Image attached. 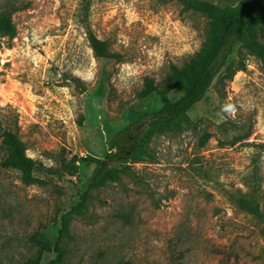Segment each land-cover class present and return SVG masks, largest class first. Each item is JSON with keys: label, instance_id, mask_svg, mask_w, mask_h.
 I'll return each mask as SVG.
<instances>
[{"label": "rangeland", "instance_id": "1", "mask_svg": "<svg viewBox=\"0 0 264 264\" xmlns=\"http://www.w3.org/2000/svg\"><path fill=\"white\" fill-rule=\"evenodd\" d=\"M81 1L17 0L26 7L13 10L16 36L0 31V119L26 142L39 178L25 184L3 165L0 138V264H29L34 234L55 243L62 214L87 188L90 159L162 104L159 93L142 95L147 79L167 86L172 66L209 36V18L178 0H91L89 25L121 54L98 58ZM258 36L264 42V22ZM239 58L245 70L215 81L189 111L195 126L155 135V160L92 191L71 219L64 264H264V64L237 45L230 61ZM171 86L175 100L183 90ZM243 194L258 214L237 206ZM54 256L45 251L40 264Z\"/></svg>", "mask_w": 264, "mask_h": 264}, {"label": "trees", "instance_id": "2", "mask_svg": "<svg viewBox=\"0 0 264 264\" xmlns=\"http://www.w3.org/2000/svg\"><path fill=\"white\" fill-rule=\"evenodd\" d=\"M8 1L10 9L0 10V31L9 37H15L16 25L13 22V10L26 7L17 0ZM185 9L205 14L209 18V36L203 46L183 65L172 66L167 86L159 87L152 79H147L143 96L154 93L161 95L162 104L153 111L145 112L135 122L117 131L110 140L111 151L102 158L90 159L93 169L88 177L87 188L79 193V200L62 214L59 235L53 245L33 235L36 249L29 264H40L45 251L54 252L55 256L47 264H64L66 256L65 239L69 235L70 222L74 216H81L87 210L92 191L112 182L122 180L124 175L135 176L132 163L151 162L156 154L151 145L155 135L167 131H183L195 122L189 111L200 102L213 83L225 84L233 79L238 70H245L242 58L230 61L237 45L241 51L254 55L264 64V42L258 36V26L264 22V0H240L231 7H221L207 0H178ZM91 0H82L79 7L81 24L86 27L87 38L94 55L98 58H121V54L111 52L108 42L99 38L88 21ZM177 83L182 94L172 100L168 93L172 83ZM1 146L6 151L3 165L20 171L25 184H34L39 178L35 175L36 161L27 154L26 142L12 126L2 125L0 119ZM87 160V159H86ZM77 156L70 162L75 166ZM76 167V166H75ZM76 172V170L74 171ZM73 174V173H72ZM239 208L249 213L258 214L259 206L247 195L234 196ZM124 264H130L129 262Z\"/></svg>", "mask_w": 264, "mask_h": 264}]
</instances>
